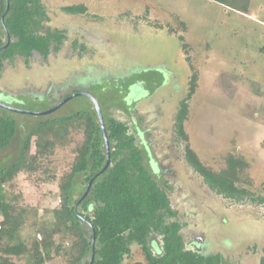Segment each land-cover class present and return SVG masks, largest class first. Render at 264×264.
I'll list each match as a JSON object with an SVG mask.
<instances>
[{
    "label": "rangeland",
    "instance_id": "rangeland-1",
    "mask_svg": "<svg viewBox=\"0 0 264 264\" xmlns=\"http://www.w3.org/2000/svg\"><path fill=\"white\" fill-rule=\"evenodd\" d=\"M41 1L48 16L45 26L63 29L66 41L46 57L34 52L27 60L7 61L0 72V89L22 97L47 94L54 101L75 85L82 87L98 101L102 115L128 124L137 146L144 149L146 144L166 168L160 174L158 165L152 166L169 185L171 206L183 223L181 233L188 245L194 241L203 253H220L222 264H261L264 202H237L216 194L186 163L184 147L188 144L214 170L226 165L228 154L242 157L251 180L243 186L254 199L264 198V0H250L246 12L214 0ZM70 4H84L88 12L62 9ZM194 72L196 87L187 97ZM227 75L232 88L227 84H222L225 90L218 88L217 78L226 82ZM97 80L103 88L90 85ZM185 97L186 139H180L174 124ZM49 104L46 97L22 106L35 111ZM92 105L88 96L81 95L43 117L17 112L16 134L0 149V166L17 158L27 128L38 119L90 110ZM81 134L73 127L71 142L54 146L43 159L46 171L38 174L41 178L20 172L4 185L19 207L28 206L18 229L28 245L33 237L41 238L40 226L52 217L47 209L59 205L58 183L75 156L73 148ZM34 149L32 144L31 152ZM48 173L53 176L46 178ZM83 188L82 177H77L76 195ZM69 244L64 239L62 245ZM135 261L145 258L138 244L132 243L122 264ZM44 264L67 263L56 256Z\"/></svg>",
    "mask_w": 264,
    "mask_h": 264
},
{
    "label": "trees",
    "instance_id": "trees-1",
    "mask_svg": "<svg viewBox=\"0 0 264 264\" xmlns=\"http://www.w3.org/2000/svg\"><path fill=\"white\" fill-rule=\"evenodd\" d=\"M214 1L246 12L250 0ZM5 8L6 0H0V47L4 46L0 49V63L15 56L27 60L34 51L46 57L51 48L58 49L65 37L64 30L45 26L48 16L41 0H8V10L4 14ZM62 9L72 14L88 12L84 4L65 5ZM3 14L4 27L1 24ZM4 28L9 34L8 43ZM182 48L185 50L186 44ZM230 77L226 76V82L217 78L218 88L225 90L222 84L230 86ZM196 81L194 72L187 97L193 94ZM185 98L180 103L174 124L180 139H186L182 124L188 112ZM103 120L109 143V165L92 180L83 198L89 180L106 162L102 131L93 105L90 110L48 117L27 128L17 158L0 166V264H44L56 256L64 257L67 264H88L92 257L93 234L91 264H122L132 243L138 244L145 258V262L132 264H222L224 259L220 253L205 254L187 245L180 233L183 224L170 205L169 185L151 172L146 154L137 146L129 125L104 114ZM16 127L14 116L0 111V149L11 143ZM73 127L80 129L81 140L73 148L75 156L59 180V205L47 209L52 217L40 226L41 238L33 237L28 245L18 232L28 206L19 207L5 192L4 185L20 172L41 178L38 174L46 171L43 159L51 154L56 144L71 142L69 134ZM184 160L216 194L237 202H264L261 196L254 199L243 186L250 185L251 180L245 174L247 163L242 157L228 154L226 165L214 170L205 166L186 144ZM52 176L48 173L45 177ZM77 177H82L84 187L78 195ZM13 236L16 241L9 243L8 238ZM56 237L60 239L58 242ZM155 237H158V243ZM64 239L70 240L69 246L62 245ZM260 263L264 264V257Z\"/></svg>",
    "mask_w": 264,
    "mask_h": 264
},
{
    "label": "flooded vegetation",
    "instance_id": "flooded-vegetation-1",
    "mask_svg": "<svg viewBox=\"0 0 264 264\" xmlns=\"http://www.w3.org/2000/svg\"><path fill=\"white\" fill-rule=\"evenodd\" d=\"M61 29V28H59ZM65 33V32H64ZM64 41H66V33H65V37L63 38L61 44L59 45V47L64 43ZM73 45V43H71V46ZM79 47H83L82 45H78ZM4 46H1L0 49H2ZM58 47V49H59ZM53 48L50 49V51L52 50ZM56 49V50H58ZM35 52V51H34ZM33 52V53H34ZM32 53V54H33ZM50 53V52H49ZM48 53V54H49ZM16 57H21V56H15L14 58ZM13 59H4L1 63H0V72L2 71L5 63L7 61H13ZM84 80V78H82ZM88 80L85 79V84L87 83ZM102 84V82H100L99 80H97L96 82H92L90 85L94 86L93 88H99V86ZM87 88H88V85L86 84ZM101 87L103 88V85H101ZM129 89V87H128ZM83 92H86L82 87H77L76 85L72 88L71 91L69 92H66L64 94L61 95V97H57L58 100H53V97L54 96H48L47 94H35V95H26L25 97H22V95H19V94H16V93H11V92H6V91H3L2 89H0V111H5L7 113H10L11 115L14 116V114H16L17 112L25 115V116H28V117H43L45 115H50L51 113L59 110L60 108H63L71 99L77 97V96H81V95H84L82 94ZM86 96V95H84ZM48 97V100H50V104L47 106V107H44V108H40L39 110H35V111H31V110H26L25 108H23L22 105H26L28 104V102H34V101H40L42 100L43 98H46ZM69 97V98H68ZM64 100V102L62 103V101ZM52 101V102H51ZM58 107H56V105H58ZM55 107V108H53ZM53 108V109H52ZM49 109H52L50 112L46 113V114H39V112H42V111H46V110H49ZM77 110H81V109H77ZM75 110V111H77ZM23 111H30L32 113H29V112H23ZM74 112V111H73ZM17 113V114H19ZM71 114V113H70ZM68 115V114H66ZM45 118H48V117H44V118H40L37 120V122L39 120H42V119H45ZM36 123V122H35ZM34 124V123H33ZM143 151L145 152L146 154V157L148 156L150 158L149 160V164L148 166H150V170L153 174H156L153 170V164L155 165H158L159 167V173L162 174V173H166L165 169L162 168V166L158 163V161L151 156V150L149 148H144ZM159 175V174H158ZM170 198V197H169ZM170 205H171V201H170ZM172 207V206H171ZM182 223V222H181ZM183 224V223H182ZM180 233H181V229H180ZM182 235V233H181ZM183 236V235H182ZM184 238V237H183ZM185 240V238H184ZM189 243L191 244L190 246L192 248H195V249H198L201 251V246L199 243L197 242H194V241H189ZM188 245V244H187ZM155 248V247H153ZM202 252V251H201ZM203 253V252H202ZM207 254V253H205ZM92 259V257H91ZM90 259V260H91ZM90 262V261H89Z\"/></svg>",
    "mask_w": 264,
    "mask_h": 264
},
{
    "label": "water",
    "instance_id": "water-1",
    "mask_svg": "<svg viewBox=\"0 0 264 264\" xmlns=\"http://www.w3.org/2000/svg\"><path fill=\"white\" fill-rule=\"evenodd\" d=\"M7 10H8V0H6V8H5L4 14L6 13ZM4 14L1 16V24H2L3 27H4V24H3V16H4ZM4 30H5V28H4ZM5 33H6V36H7V43H8V42H9V34H8V32H7L6 30H5ZM7 43H6V44H7ZM82 94L88 96V97L91 99L92 104H93V106H94V110H95V112H96V115H97V118H98V122H99V125H100V127H101L102 136H103V141H104V145H105V149H106V162H105V164L103 165V167H102L99 171H97V172L94 174V177H92V178L89 180V182H88V184H87V186H86V189H85V191L83 192L81 198H83V197L86 195V193H87V191H88V189H89V187H90V185H91L92 180H93L96 176L100 175V174H101V173L107 168V166L109 165V143H108V138H107V133H106V130H105V125H104L103 115H102V112H101V109H100L99 103H98V101L95 99V97H94L93 95H91L90 93L83 92ZM68 98H69V97H68ZM63 102H64V100L62 101V103H63ZM58 106H59V104L56 105V107H58ZM53 108H55V107H53ZM53 108H52V109H53ZM52 109H49V110H46V111L39 112V114H46V113L50 112ZM23 112H29V113H32V112H30V111H23ZM94 238H95V237H94V234H93V237H92V240H91V256H92V257H93V250H94ZM91 262H92V259L90 260V262H89L88 264H91Z\"/></svg>",
    "mask_w": 264,
    "mask_h": 264
}]
</instances>
